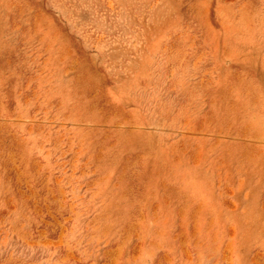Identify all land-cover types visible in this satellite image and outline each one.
<instances>
[{"label":"rangeland","instance_id":"obj_1","mask_svg":"<svg viewBox=\"0 0 264 264\" xmlns=\"http://www.w3.org/2000/svg\"><path fill=\"white\" fill-rule=\"evenodd\" d=\"M0 264H264V0H0Z\"/></svg>","mask_w":264,"mask_h":264}]
</instances>
